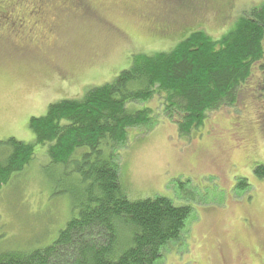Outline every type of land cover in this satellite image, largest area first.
Listing matches in <instances>:
<instances>
[{
  "label": "rangeland",
  "instance_id": "374dc122",
  "mask_svg": "<svg viewBox=\"0 0 264 264\" xmlns=\"http://www.w3.org/2000/svg\"><path fill=\"white\" fill-rule=\"evenodd\" d=\"M83 2L89 9L76 12L74 0H46L47 16L39 23L30 14L38 4L18 5L24 32L1 26L0 140L33 142L29 120L46 114L52 102L82 99L128 69L134 54L170 51L196 30L218 39L245 11L264 4ZM260 64L236 104L209 112L204 124L188 134L165 117L154 97L131 104L150 107L152 124L129 129L124 144L114 150L102 146L116 155L130 199L165 196L192 207L182 237L165 248L158 264H264V178L254 172L264 164V61ZM47 149L36 144L29 165L0 190V251L51 244L87 203L88 182L77 169L87 149L79 148L82 152L68 166L53 163ZM240 178L249 182L247 190L237 189ZM122 232L119 246L129 236L126 228Z\"/></svg>",
  "mask_w": 264,
  "mask_h": 264
},
{
  "label": "trees",
  "instance_id": "16d2710c",
  "mask_svg": "<svg viewBox=\"0 0 264 264\" xmlns=\"http://www.w3.org/2000/svg\"><path fill=\"white\" fill-rule=\"evenodd\" d=\"M263 61L264 4L245 11L218 39L196 30L170 51L134 54L128 69L82 99L52 102L46 114L29 120L33 142L0 140V190L29 165L36 144L46 145L50 160L65 166L87 149L77 169L88 182L87 203L51 244L0 251V264H158L165 248L182 237L192 207L165 196L130 199L116 155L102 146L114 150L129 129L152 124L150 107L131 104L154 97L165 117L188 134L209 112L236 104L254 66ZM254 172L264 178V164ZM248 188L247 179L240 178L237 189ZM124 228L129 236L119 248Z\"/></svg>",
  "mask_w": 264,
  "mask_h": 264
},
{
  "label": "flooded vegetation",
  "instance_id": "af4514ba",
  "mask_svg": "<svg viewBox=\"0 0 264 264\" xmlns=\"http://www.w3.org/2000/svg\"><path fill=\"white\" fill-rule=\"evenodd\" d=\"M33 1L35 2V0ZM36 1H38V3H31L29 0H14V1L8 0L5 4L0 5V20L5 19L12 21V23L9 24V27H11L13 31L17 30L20 34L23 33L24 31L22 29L23 27H25L24 23L26 22L25 17L19 16L20 12L16 9V6L20 5L23 7V5L30 6L31 4L32 5L38 4L37 6L40 8L31 10L30 14L33 15V17L34 16L38 17L37 19H35L34 23H39L41 22L42 19L43 20L45 19L44 16L46 13L45 10L46 0H36ZM39 1H41V4L39 3ZM73 7L76 10V12L86 11L89 9V6H87V4H85L82 0L75 1Z\"/></svg>",
  "mask_w": 264,
  "mask_h": 264
}]
</instances>
